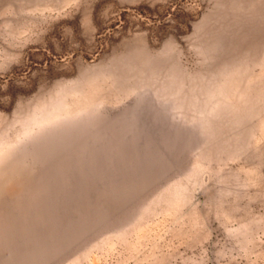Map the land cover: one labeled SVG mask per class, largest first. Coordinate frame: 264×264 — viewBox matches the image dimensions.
I'll use <instances>...</instances> for the list:
<instances>
[{"label": "rangeland", "instance_id": "1", "mask_svg": "<svg viewBox=\"0 0 264 264\" xmlns=\"http://www.w3.org/2000/svg\"><path fill=\"white\" fill-rule=\"evenodd\" d=\"M0 264H264V0H0Z\"/></svg>", "mask_w": 264, "mask_h": 264}]
</instances>
